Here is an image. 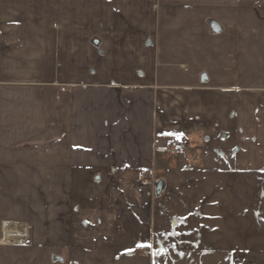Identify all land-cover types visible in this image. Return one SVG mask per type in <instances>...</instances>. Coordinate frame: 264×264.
I'll return each instance as SVG.
<instances>
[{
	"label": "crops",
	"instance_id": "0c3cea01",
	"mask_svg": "<svg viewBox=\"0 0 264 264\" xmlns=\"http://www.w3.org/2000/svg\"><path fill=\"white\" fill-rule=\"evenodd\" d=\"M5 220L0 264H264V0H0Z\"/></svg>",
	"mask_w": 264,
	"mask_h": 264
},
{
	"label": "built area",
	"instance_id": "2783aa9c",
	"mask_svg": "<svg viewBox=\"0 0 264 264\" xmlns=\"http://www.w3.org/2000/svg\"><path fill=\"white\" fill-rule=\"evenodd\" d=\"M181 147L170 145L168 154L176 156L180 153ZM2 233L0 237V246H27L31 242V226L27 223L5 220L1 225Z\"/></svg>",
	"mask_w": 264,
	"mask_h": 264
},
{
	"label": "snow or ice",
	"instance_id": "6c2138e0",
	"mask_svg": "<svg viewBox=\"0 0 264 264\" xmlns=\"http://www.w3.org/2000/svg\"><path fill=\"white\" fill-rule=\"evenodd\" d=\"M169 135H176L177 138H179V136L182 135V134H169Z\"/></svg>",
	"mask_w": 264,
	"mask_h": 264
},
{
	"label": "rangeland",
	"instance_id": "374dc122",
	"mask_svg": "<svg viewBox=\"0 0 264 264\" xmlns=\"http://www.w3.org/2000/svg\"><path fill=\"white\" fill-rule=\"evenodd\" d=\"M17 222V221H16ZM28 224V223H27ZM30 225V224H29Z\"/></svg>",
	"mask_w": 264,
	"mask_h": 264
}]
</instances>
